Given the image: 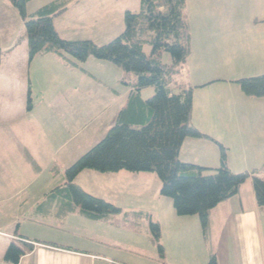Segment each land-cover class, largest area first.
<instances>
[{
  "label": "rangeland",
  "instance_id": "374dc122",
  "mask_svg": "<svg viewBox=\"0 0 264 264\" xmlns=\"http://www.w3.org/2000/svg\"><path fill=\"white\" fill-rule=\"evenodd\" d=\"M53 1L56 0H31L26 11L31 16ZM64 3L65 10L54 17L59 35L71 41L92 40L98 45L123 31L125 10L138 11L140 6V0ZM185 3L188 21L190 18L194 26L190 30L191 51L176 80L190 79L195 84L218 77L225 83L235 82L236 86L240 78L264 74V0H185ZM25 42L23 19L8 0H0V48L5 55L11 44H20L13 67L18 77L9 82L7 92L0 98V106L5 97L18 109L0 119V243H9L6 234H14L15 228L17 234L25 232L29 237L43 231L64 237L63 230L68 227L71 228L68 233L80 235L82 228L88 240L94 239L89 242L90 247L96 246L94 241L105 240L106 247L111 248L114 242L126 249V253L121 248L118 251L125 253L130 264H206L210 250L218 252L219 245L203 238L197 215H172V200L160 195V180L154 172H138L142 179L134 180L123 177L122 174H135L125 170L108 173L84 170L76 178L86 192L123 209L114 218L109 217L110 222L116 221L120 226L84 218L77 211L64 219L55 216L53 210L47 215L37 213L35 207L43 194L64 182L65 169L107 134L116 117L114 113L124 105L130 89L121 82L122 77L130 84L136 78L124 75L109 61L94 58L78 67L70 66L54 52L29 61ZM149 50L147 46L145 51ZM160 60L163 64L172 63L166 51L161 53ZM114 72L120 79L116 85ZM109 82L110 88L104 84ZM28 85L31 111L26 110ZM153 94V87L141 91L144 99ZM220 99L225 110H231L233 94L225 92ZM257 101L262 102L264 114V99ZM27 152L37 167L26 159ZM124 212H128L127 216ZM129 212L141 214L134 217ZM150 214L149 221L146 215ZM189 218H196L198 225L194 226ZM157 221L162 254L150 229V222Z\"/></svg>",
  "mask_w": 264,
  "mask_h": 264
},
{
  "label": "trees",
  "instance_id": "16d2710c",
  "mask_svg": "<svg viewBox=\"0 0 264 264\" xmlns=\"http://www.w3.org/2000/svg\"><path fill=\"white\" fill-rule=\"evenodd\" d=\"M8 1L23 19L29 61L43 53L54 52L70 66L78 67L94 58L109 61L124 74L136 78L131 84L122 78L130 91L107 134L65 169L64 182L45 193L39 207L52 209L56 206L59 218L75 208L92 220L120 214L121 208L91 195L76 183L84 170L156 173L160 195L172 200L176 215H197L203 230L207 227L209 212L236 195L249 178L257 204L264 207V180L253 172L233 173L227 165L226 149L222 144L218 143L220 165L217 168L184 162L179 157L186 138H210L190 122L194 87L178 84L179 92L172 89L175 75L191 51L185 0H140L138 11L125 10L123 31L102 45L88 39L66 40L59 35L54 17L65 10L66 0L50 2L31 16L26 11L31 0ZM147 46L149 52L145 51ZM164 51L170 53L171 64L161 62L160 55ZM236 82L245 95L264 97V74L240 78ZM146 87H153L154 94L144 99L141 91ZM30 94L28 85L27 111L33 108ZM25 156L37 167L28 152ZM150 229L162 254L158 222H150ZM30 251L31 244L19 238L8 244L2 259L18 264ZM206 264L218 263L215 256H211Z\"/></svg>",
  "mask_w": 264,
  "mask_h": 264
},
{
  "label": "crops",
  "instance_id": "0c3cea01",
  "mask_svg": "<svg viewBox=\"0 0 264 264\" xmlns=\"http://www.w3.org/2000/svg\"><path fill=\"white\" fill-rule=\"evenodd\" d=\"M188 24L189 29L193 31L192 26L194 24L191 25L190 18ZM19 46L20 44H11L5 55V50L0 48V98L7 92L9 82L18 77V73L13 67L16 66L15 57L19 54L17 53ZM24 47L25 49L27 48V41ZM89 61L91 60L88 59L86 63H89ZM93 65L99 67L98 65L102 64ZM176 75L172 84L174 92L180 91L178 84L194 87L190 117L191 124L210 137L186 138L180 148V159L205 168H217L220 165V150L218 146V143H220L228 151V153L226 151L227 165L233 173L253 172L264 180V114L262 113V102L257 101L264 98L256 99L247 96L237 86L238 84L234 86L235 82L229 81V83H225L223 79L218 77L192 84L190 79L176 80ZM122 78L124 79V77ZM123 79H121V82ZM113 80L114 85L120 82L115 72ZM116 80L118 83H116ZM214 82L219 83L214 84V86H208ZM104 84L108 88L112 86L110 82ZM213 90L214 92H212ZM129 91L126 94V99ZM225 92L233 94L231 110H225L220 99ZM4 101L3 105L0 106V119L2 120L18 110L14 107L12 101L7 102L5 97ZM18 107L20 109L23 108L20 104H18ZM247 107L248 109H246ZM120 109L114 113L116 117ZM115 119H112L111 122L114 123ZM122 175L125 178L134 180L142 179L138 173ZM40 203L35 207L37 213L47 215L52 210L55 216L59 213L56 206L52 209L39 207ZM76 211L81 215L79 210L75 208L68 211L61 218L64 219L70 212ZM122 211L123 209L121 208V213ZM124 213L127 216L128 212ZM129 213L133 214L134 217L141 214L140 212L139 214L138 212ZM172 215L175 217V211ZM81 216L84 217L83 215ZM114 216H107L97 221L120 226L117 225L116 221H109V217L114 218ZM146 216L150 221L151 214ZM189 219H191L192 224L194 223V226L198 225L196 218ZM198 221L199 228H202L200 220ZM70 230V227L63 230L64 237L45 231L37 233L38 235H35V237H29L28 233L25 232L17 234L18 228H15L14 234L9 232L5 238H8L9 243L17 241L18 238H24L29 242L36 243V245L30 243L32 251L24 255L18 264H130L129 262L131 261L125 256L126 249L123 246L118 247L116 246L117 244L111 242V248H109L106 247L108 245H106L104 240L101 242L94 241L96 246L93 248L89 246V242L94 239L88 240L83 235L85 233L84 229H80V235H75L72 232L73 235L69 237L72 234L68 233ZM202 231L203 238L219 245L220 250L218 252L211 249L209 253V258L215 256L218 264H264V207H260L256 202L250 178L240 186L236 195L219 203L209 212L207 227L205 230L202 229ZM93 233L98 235L96 231ZM77 237L80 240H77ZM9 243H0V260L2 261L0 264H9L2 259L3 250L4 248L6 249ZM51 243L55 245H48ZM120 248L125 253L119 252Z\"/></svg>",
  "mask_w": 264,
  "mask_h": 264
}]
</instances>
